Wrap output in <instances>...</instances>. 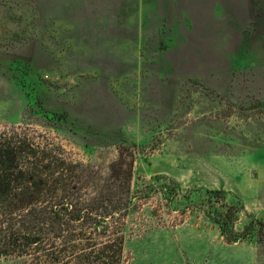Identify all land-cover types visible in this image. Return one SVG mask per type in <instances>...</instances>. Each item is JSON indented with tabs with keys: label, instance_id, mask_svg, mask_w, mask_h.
<instances>
[{
	"label": "rangeland",
	"instance_id": "374dc122",
	"mask_svg": "<svg viewBox=\"0 0 264 264\" xmlns=\"http://www.w3.org/2000/svg\"><path fill=\"white\" fill-rule=\"evenodd\" d=\"M13 131L101 177L134 150L118 233L91 230L122 264H264V0H0Z\"/></svg>",
	"mask_w": 264,
	"mask_h": 264
},
{
	"label": "trees",
	"instance_id": "16d2710c",
	"mask_svg": "<svg viewBox=\"0 0 264 264\" xmlns=\"http://www.w3.org/2000/svg\"><path fill=\"white\" fill-rule=\"evenodd\" d=\"M118 145L117 159L101 177L90 163L53 157L49 144L14 131L0 134V258L122 264L124 238L95 242L91 232L118 233L106 218L125 215L132 204L135 152Z\"/></svg>",
	"mask_w": 264,
	"mask_h": 264
}]
</instances>
